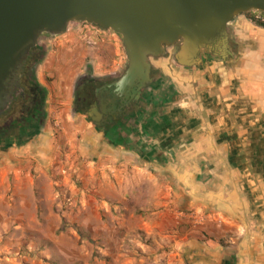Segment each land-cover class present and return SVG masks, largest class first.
Listing matches in <instances>:
<instances>
[{
  "label": "crops",
  "instance_id": "crops-1",
  "mask_svg": "<svg viewBox=\"0 0 264 264\" xmlns=\"http://www.w3.org/2000/svg\"><path fill=\"white\" fill-rule=\"evenodd\" d=\"M254 35L264 40V32ZM260 39L255 55L263 58L252 63V100L264 124ZM247 138L242 147L251 160L238 171L228 169L226 154L239 146L207 143L179 152L165 172H145L139 163L103 175V190L93 193L102 200L90 194L79 199L80 208L72 205L79 219L70 221L61 211L62 163L51 133L24 146H0V264H264V220L258 216L264 215V184L249 169L258 162L264 182V125ZM133 162L126 156L118 167Z\"/></svg>",
  "mask_w": 264,
  "mask_h": 264
},
{
  "label": "flooded vegetation",
  "instance_id": "flooded-vegetation-1",
  "mask_svg": "<svg viewBox=\"0 0 264 264\" xmlns=\"http://www.w3.org/2000/svg\"><path fill=\"white\" fill-rule=\"evenodd\" d=\"M253 16L264 23V17ZM241 20L248 30L264 32L248 15L244 14ZM100 33L106 37V32L98 29L97 35ZM248 38L251 36L241 30L228 27L217 44L199 51L186 67L175 59L180 46L177 43L167 48L163 56L149 59L148 82L137 83L119 95L114 92V83L127 68L125 57L105 71L95 69L91 61H83L82 72L71 87L72 115L90 126L97 143L147 167L155 166L165 172L179 152L193 145L205 148L207 143L214 147L234 144L239 151L231 155L233 150L228 147L226 163L229 170L238 171L241 163L251 160L249 154H244L242 142L246 143L248 135L264 125L263 115H257L259 109L252 100L257 71L252 63L263 55H255L254 44ZM38 40L9 76L8 102L4 109L0 108V146H17L23 139L28 140L22 146L27 145L45 127L53 95L42 75L49 51ZM261 78L264 83V71ZM244 155V162L232 163V159ZM199 163L203 166L204 161L200 159ZM259 166L253 161L249 169L264 184ZM199 169L202 172L201 166Z\"/></svg>",
  "mask_w": 264,
  "mask_h": 264
},
{
  "label": "water",
  "instance_id": "water-1",
  "mask_svg": "<svg viewBox=\"0 0 264 264\" xmlns=\"http://www.w3.org/2000/svg\"><path fill=\"white\" fill-rule=\"evenodd\" d=\"M264 14V0H0V108L9 76L39 38H57L69 23L111 31L120 40L127 68L115 94L149 80V59L180 43L175 59L189 66L227 28L248 12Z\"/></svg>",
  "mask_w": 264,
  "mask_h": 264
},
{
  "label": "rangeland",
  "instance_id": "rangeland-1",
  "mask_svg": "<svg viewBox=\"0 0 264 264\" xmlns=\"http://www.w3.org/2000/svg\"><path fill=\"white\" fill-rule=\"evenodd\" d=\"M257 13L251 11L245 15L252 16L257 15ZM242 16L238 17L229 28L230 30L232 28L241 30L245 35L251 36L248 40H251L255 47L254 39L257 36L248 30V25L244 23V20H241ZM97 30V27L85 23L72 22L67 25L61 36L38 40V44L46 46L49 51L48 65L43 68L42 75L48 80L51 86L49 92L53 95L46 116L45 127L40 135L51 133L61 156L63 180L60 181L62 183L59 184L58 189L62 191L63 208L61 211L63 214H67L65 221H70L75 216L76 219H79L74 211L75 207L72 206L76 204V207L80 208L79 199L83 197L86 199L87 195L90 194V197L95 195L97 200H102L97 193H93H95L96 187L103 190V186L100 187L103 175L112 173L118 168L119 170L125 168L129 171L132 169L131 167L139 165V162L133 159L134 162L130 166L118 167L126 155L106 149L101 142L97 143L96 141L93 144L92 139L95 137L90 133V126L86 125L83 119L74 117L71 112L70 92L72 84L82 72L81 62L91 61L95 69L105 71L113 67L115 61L124 57L119 38L111 31H105L106 37L102 33L99 36ZM260 37L258 36L257 39L259 40ZM260 42L264 43V40L260 39ZM254 47L253 49H255ZM246 49L250 50L249 48ZM263 65L261 63V66ZM59 92L61 94H58ZM58 95L62 96L61 100L57 98ZM111 159L113 162V159L116 161L112 170L109 163ZM144 171L148 173L157 172L158 168L155 166L146 167ZM255 183L258 191L259 188L257 187L260 183L257 180ZM71 187L79 190V194L75 195L71 191ZM258 216L261 221L264 220L262 212ZM85 235L83 232L80 233L81 239ZM64 239L74 238L70 236V238L65 237ZM261 263H263V259Z\"/></svg>",
  "mask_w": 264,
  "mask_h": 264
},
{
  "label": "trees",
  "instance_id": "trees-1",
  "mask_svg": "<svg viewBox=\"0 0 264 264\" xmlns=\"http://www.w3.org/2000/svg\"><path fill=\"white\" fill-rule=\"evenodd\" d=\"M258 15H260L261 17H264V14H262V13H257ZM248 15V14H247ZM249 17H250V19H251V21L254 23V25L255 26H257V27H259V28H262V29H264V23L263 22H261L260 20H255V17L252 15H249ZM37 132H35V134H36ZM28 139H23V140H21L19 143H17L16 145L17 146H22L23 144H25L26 143V141H27ZM1 147H3V148H8V147H11V144H6V145H2Z\"/></svg>",
  "mask_w": 264,
  "mask_h": 264
},
{
  "label": "built area",
  "instance_id": "built-area-1",
  "mask_svg": "<svg viewBox=\"0 0 264 264\" xmlns=\"http://www.w3.org/2000/svg\"><path fill=\"white\" fill-rule=\"evenodd\" d=\"M263 19H261V21H262Z\"/></svg>",
  "mask_w": 264,
  "mask_h": 264
}]
</instances>
